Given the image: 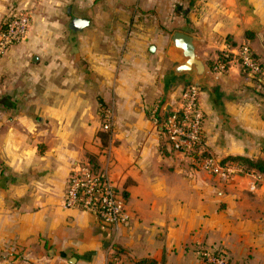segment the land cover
<instances>
[{
    "label": "crops",
    "instance_id": "0c3cea01",
    "mask_svg": "<svg viewBox=\"0 0 264 264\" xmlns=\"http://www.w3.org/2000/svg\"><path fill=\"white\" fill-rule=\"evenodd\" d=\"M23 8L27 35L0 58V264H107L112 250L126 264H204L200 245L264 264V172L252 188L197 169L152 118L195 83L208 150L264 160V0H0V26ZM175 31L193 38L190 71L176 68ZM244 40L262 77L236 60L213 72ZM78 162L112 178L127 224L62 205Z\"/></svg>",
    "mask_w": 264,
    "mask_h": 264
},
{
    "label": "built area",
    "instance_id": "2783aa9c",
    "mask_svg": "<svg viewBox=\"0 0 264 264\" xmlns=\"http://www.w3.org/2000/svg\"><path fill=\"white\" fill-rule=\"evenodd\" d=\"M31 17L30 9L15 10L0 26V58L9 47L25 39ZM233 60L245 73L256 79L262 77V64L254 55L248 40L241 42L236 50L225 47L212 65V71L227 70ZM152 118L159 122L161 133L172 151L188 159L197 169L215 175L222 181H229L235 176H248L251 187H254L259 178L258 173L246 171L238 163L220 158L208 150L203 133L204 114L199 102V87L195 83L183 89L166 117H162L159 103H156ZM112 127L113 114L106 110L102 129L109 132ZM62 205L89 212L116 229L129 221L124 198L112 178L105 171H94L86 162H78L72 168L66 181ZM196 252L204 264H235L228 253L218 246L200 245ZM107 264L126 263L116 250H112Z\"/></svg>",
    "mask_w": 264,
    "mask_h": 264
},
{
    "label": "water",
    "instance_id": "95a60500",
    "mask_svg": "<svg viewBox=\"0 0 264 264\" xmlns=\"http://www.w3.org/2000/svg\"><path fill=\"white\" fill-rule=\"evenodd\" d=\"M73 29L80 28L86 24L84 19L73 18L72 19ZM172 44L181 49L184 57V62L176 66L177 70H188L190 71L194 65H199V61L195 57L193 38L183 32L175 31L171 38ZM165 113L164 117H166Z\"/></svg>",
    "mask_w": 264,
    "mask_h": 264
},
{
    "label": "trees",
    "instance_id": "16d2710c",
    "mask_svg": "<svg viewBox=\"0 0 264 264\" xmlns=\"http://www.w3.org/2000/svg\"><path fill=\"white\" fill-rule=\"evenodd\" d=\"M230 160L241 165L246 171L249 172L253 171L256 173L264 172V160L261 159L251 160L245 157H235ZM136 264H155V263L153 261L141 260L138 261Z\"/></svg>",
    "mask_w": 264,
    "mask_h": 264
}]
</instances>
